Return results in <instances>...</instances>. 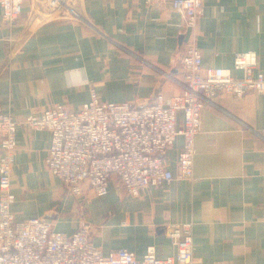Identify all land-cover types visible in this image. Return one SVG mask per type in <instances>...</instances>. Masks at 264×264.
I'll use <instances>...</instances> for the list:
<instances>
[{"label": "crops", "instance_id": "crops-1", "mask_svg": "<svg viewBox=\"0 0 264 264\" xmlns=\"http://www.w3.org/2000/svg\"><path fill=\"white\" fill-rule=\"evenodd\" d=\"M64 1L26 0L14 23L3 19L0 6L4 112L21 120L58 103L76 110L92 89L104 101L138 104L159 92L166 100L182 92L185 21L171 0ZM204 6L197 24L204 66L233 69L235 53L255 50L264 72V0H204ZM17 137L18 220L45 217L69 234L88 222L105 254L123 247L138 257L151 245L160 257L173 255L164 226L192 223L199 264H264V94L219 95L205 106L196 136L198 179L176 178L140 196L113 178L107 195L87 191L79 198L45 163L49 130L21 125ZM183 143L178 136L166 156L175 173Z\"/></svg>", "mask_w": 264, "mask_h": 264}, {"label": "built area", "instance_id": "built-area-1", "mask_svg": "<svg viewBox=\"0 0 264 264\" xmlns=\"http://www.w3.org/2000/svg\"><path fill=\"white\" fill-rule=\"evenodd\" d=\"M25 1L0 0L3 19L16 22ZM143 1L153 4L159 0ZM171 6L185 21L180 32L184 42L179 58L181 93L166 100L159 92L151 101L138 104L104 101L92 89L90 99L79 109L70 110L58 103L21 120L0 108V264H199L194 257L192 223L164 226L176 248L173 255L160 257L151 245L138 257L123 247L105 254L93 243L88 222L69 234L55 230L45 217L18 220L12 209L17 198L12 176L21 125L50 131L45 163L78 197L87 191L95 196L107 195L113 178L132 196L176 178L198 179L194 173L196 136L201 130L204 107L219 95L243 98L251 92L264 94V72L259 69L255 50L235 53L233 69L204 66L197 45V24L204 15V0H171ZM178 136L184 143L175 173L167 166L166 156Z\"/></svg>", "mask_w": 264, "mask_h": 264}, {"label": "rangeland", "instance_id": "rangeland-1", "mask_svg": "<svg viewBox=\"0 0 264 264\" xmlns=\"http://www.w3.org/2000/svg\"><path fill=\"white\" fill-rule=\"evenodd\" d=\"M5 114H8V115H10L9 113H7V112H4ZM12 116V115H11ZM13 117V116H12ZM14 118V117H13ZM79 198H83V197H79Z\"/></svg>", "mask_w": 264, "mask_h": 264}]
</instances>
